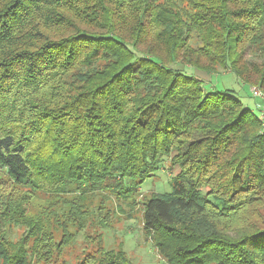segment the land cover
Wrapping results in <instances>:
<instances>
[{"label": "trees", "instance_id": "obj_1", "mask_svg": "<svg viewBox=\"0 0 264 264\" xmlns=\"http://www.w3.org/2000/svg\"><path fill=\"white\" fill-rule=\"evenodd\" d=\"M221 70L264 94V0H0V264H68L53 199L126 198L164 158L165 263L264 264V128L206 89ZM90 244L78 264H133Z\"/></svg>", "mask_w": 264, "mask_h": 264}, {"label": "rangeland", "instance_id": "obj_2", "mask_svg": "<svg viewBox=\"0 0 264 264\" xmlns=\"http://www.w3.org/2000/svg\"><path fill=\"white\" fill-rule=\"evenodd\" d=\"M247 59L254 58L248 56ZM204 78L207 90L228 91L255 114H259L258 105H264L262 99L253 96L251 87L243 85L234 73L221 70ZM177 172L170 159L164 158L154 176L136 186V190L126 198H116L109 193L55 197L53 203L57 204L59 219L55 239L62 241L65 229L72 235V244L68 246L63 259L68 264H78L86 251H96V247L90 244L91 241H102L106 250L118 251L122 248L133 264H166L151 238L144 234L143 211L145 203L152 196L171 192L172 180ZM107 218L108 227L105 228L102 221L107 222ZM23 232L21 228H14L11 240L19 241Z\"/></svg>", "mask_w": 264, "mask_h": 264}, {"label": "built area", "instance_id": "obj_3", "mask_svg": "<svg viewBox=\"0 0 264 264\" xmlns=\"http://www.w3.org/2000/svg\"><path fill=\"white\" fill-rule=\"evenodd\" d=\"M251 91H252L254 97L264 100V94L261 92L260 89L253 87L251 89ZM258 110H259L258 117H259V120L262 124V127L264 128V105H258Z\"/></svg>", "mask_w": 264, "mask_h": 264}]
</instances>
